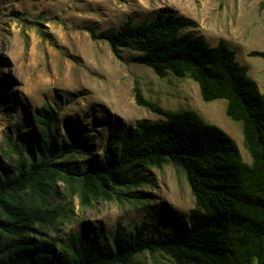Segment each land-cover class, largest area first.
<instances>
[{"label": "trees", "instance_id": "trees-1", "mask_svg": "<svg viewBox=\"0 0 264 264\" xmlns=\"http://www.w3.org/2000/svg\"><path fill=\"white\" fill-rule=\"evenodd\" d=\"M197 27L192 18L159 11L150 19L128 18L116 29L88 32L120 61L131 50L129 61L157 77L171 72L194 81L202 101L225 100V115L240 124L250 160L228 133L195 110L173 111L147 99L137 77L131 89L135 104L163 118L115 123L100 158L82 169L68 159L86 153L87 131L65 124V140L56 144L57 113L37 108L38 137L19 133L10 148L16 158L4 150L10 170L4 171L0 158V264H143L139 258L145 254L154 264H264V87L239 63L234 48L223 39L208 44ZM248 54L264 58V51ZM165 164L183 171L193 197L192 208L169 230L158 233L142 220L127 231L117 220L103 241L102 232L85 227L62 239L42 232L64 216L49 208L58 182L81 208L114 198L140 203L137 189L153 182L147 169Z\"/></svg>", "mask_w": 264, "mask_h": 264}, {"label": "rangeland", "instance_id": "rangeland-1", "mask_svg": "<svg viewBox=\"0 0 264 264\" xmlns=\"http://www.w3.org/2000/svg\"><path fill=\"white\" fill-rule=\"evenodd\" d=\"M260 2L0 0V158L4 171L12 168L4 150L17 157L10 148L19 133L32 139L38 137L34 111L42 106L57 113L53 125L56 144L65 140V124L79 125L87 131L86 153L68 159L79 169L100 158L106 133L115 123L126 126L139 119H162L135 104L131 93L133 77L139 79L150 101L173 111L193 109L206 122L222 128L236 141L243 159L249 161L240 124L225 115V100L202 101L194 81L171 72L157 77L149 67L129 61L135 54L131 50L123 52L127 61L116 59L106 43L91 39L88 28L112 30L128 18L141 21L153 18L159 11H173L194 19L198 23L196 32L208 44L226 41L263 89L264 58L248 54L264 51V8ZM146 172L153 182L137 189L143 196L140 203L114 198L81 208L77 196L70 195L58 182L49 198V208H57L64 216L55 228L44 227L42 232L62 239L70 231L85 227L97 234L102 232L103 241L117 220L127 231L142 220L151 222L158 233L169 230L193 206L184 173L171 164L161 169L151 167ZM140 259L143 264H154L148 254ZM161 264L172 263L162 260Z\"/></svg>", "mask_w": 264, "mask_h": 264}]
</instances>
